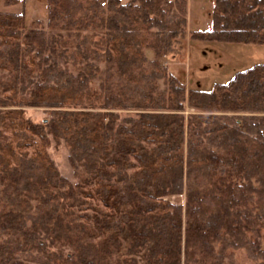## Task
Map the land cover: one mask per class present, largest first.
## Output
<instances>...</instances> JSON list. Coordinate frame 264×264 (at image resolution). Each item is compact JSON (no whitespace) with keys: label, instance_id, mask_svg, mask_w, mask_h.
Returning <instances> with one entry per match:
<instances>
[{"label":"trees","instance_id":"obj_1","mask_svg":"<svg viewBox=\"0 0 264 264\" xmlns=\"http://www.w3.org/2000/svg\"><path fill=\"white\" fill-rule=\"evenodd\" d=\"M88 2L47 0L48 25L104 31L99 91L94 73L56 63L44 30L25 31L24 11H0V68L16 83L40 69L28 98L0 100L21 107L0 112V264H238L237 250L264 264V63L188 92L163 64L186 35L188 0ZM191 38L264 45V0H214L211 28ZM28 106L52 117L34 122ZM52 139L83 186L58 171ZM79 194L101 202L93 215L79 214ZM178 195L185 204L166 199Z\"/></svg>","mask_w":264,"mask_h":264},{"label":"rangeland","instance_id":"obj_2","mask_svg":"<svg viewBox=\"0 0 264 264\" xmlns=\"http://www.w3.org/2000/svg\"><path fill=\"white\" fill-rule=\"evenodd\" d=\"M106 3L107 0H97ZM123 4L128 0H121ZM88 5V0H84ZM214 0H188L187 5V26L186 35L178 40L176 52L164 58L163 64L167 66L168 73L174 74L180 81L186 84L187 91L191 89L210 90L216 83L229 81L236 72L249 68L258 63H264V45L227 43L218 41H201L191 38V33L196 30H209L211 28V13ZM0 11L8 13L25 12V31L40 29L46 32L50 39V54L56 59V63L77 75L79 73H94L90 81L93 90L99 91L105 78V62L94 59L93 52L104 54L105 44L103 43L104 31L101 29L79 31L52 29L48 25L49 5L47 0H22L18 3L6 4L0 1ZM24 60L32 66L30 59L35 52H28L27 47L22 52ZM147 56L153 58V52L147 51ZM38 60V59H37ZM30 63V64H29ZM31 77L19 76V83H16V71L0 68V100H6L7 96L16 93L19 99L28 98L27 90L33 82L40 80L39 66L34 65ZM161 88H166L165 81L159 82ZM14 88L11 90V88ZM23 87V88H22ZM86 100V98H85ZM87 102V101H85ZM18 106H3L0 104V112L3 110L20 109ZM26 117L34 122L42 123L52 117L51 110L42 107H23ZM122 116L134 114V110H118ZM196 113L189 103H186L184 114L189 116ZM214 114H229L232 112H211ZM10 135V134H9ZM50 158L55 163L60 174L67 178L73 186L85 184V173L81 166L74 167L70 162V149L64 141L56 142L52 139L51 144L46 148ZM88 192L89 190L86 189ZM80 197H83L79 194ZM86 203L84 210L79 209V214L93 215L94 207L101 206V202L92 197L84 196ZM172 203L185 204V195L167 197ZM97 209V208H96ZM79 220H84L81 216ZM70 248L64 247L63 253H69ZM234 254V262L238 264H261L251 259L245 250H237ZM125 258V257H123ZM121 258V259H123ZM32 264H36L31 262Z\"/></svg>","mask_w":264,"mask_h":264}]
</instances>
